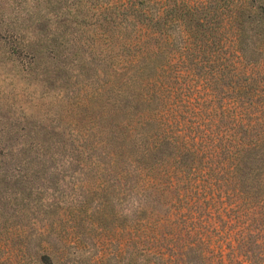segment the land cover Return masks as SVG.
I'll list each match as a JSON object with an SVG mask.
<instances>
[{
	"label": "trees",
	"instance_id": "trees-1",
	"mask_svg": "<svg viewBox=\"0 0 264 264\" xmlns=\"http://www.w3.org/2000/svg\"><path fill=\"white\" fill-rule=\"evenodd\" d=\"M69 3L68 100L102 182L147 202V262L264 264V0Z\"/></svg>",
	"mask_w": 264,
	"mask_h": 264
},
{
	"label": "rangeland",
	"instance_id": "rangeland-1",
	"mask_svg": "<svg viewBox=\"0 0 264 264\" xmlns=\"http://www.w3.org/2000/svg\"><path fill=\"white\" fill-rule=\"evenodd\" d=\"M72 1L0 0V264H149L147 202L102 182L68 100L87 35Z\"/></svg>",
	"mask_w": 264,
	"mask_h": 264
}]
</instances>
